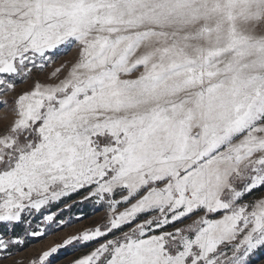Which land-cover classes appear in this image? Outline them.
<instances>
[{
  "label": "snow or ice",
  "instance_id": "1",
  "mask_svg": "<svg viewBox=\"0 0 264 264\" xmlns=\"http://www.w3.org/2000/svg\"><path fill=\"white\" fill-rule=\"evenodd\" d=\"M258 190L264 0H0V259L264 264Z\"/></svg>",
  "mask_w": 264,
  "mask_h": 264
},
{
  "label": "rangeland",
  "instance_id": "2",
  "mask_svg": "<svg viewBox=\"0 0 264 264\" xmlns=\"http://www.w3.org/2000/svg\"><path fill=\"white\" fill-rule=\"evenodd\" d=\"M75 57L76 51L73 48L60 50L53 57L54 63L46 68L44 73L38 74L39 78L44 79L45 73L52 71L54 68L59 67L60 64L66 61H72ZM27 86V84H22L19 87L20 89H23ZM80 195H83V193H81ZM80 195L74 194L72 196V200L68 201V203H71L72 201H79ZM261 196H264V190L254 191L251 195L248 196V200H255ZM59 207L63 208V204L59 205ZM81 214L83 215V218L77 220L76 217ZM103 215V210H95L92 204H75L70 211L65 210L63 214V218L65 220H70V226H65L62 230L59 231L54 230L51 234H48L42 239L29 238L23 250L15 252L14 255H11L6 259H0V264H13V261H20L21 264H28V261L40 250L47 249L48 247L53 246L57 243H61L65 237L75 234L80 229L86 226L95 225L101 220ZM17 231H20V229H17ZM84 251H86V249ZM81 254V251L75 250L72 247L63 249L58 254L55 264H70L72 259Z\"/></svg>",
  "mask_w": 264,
  "mask_h": 264
}]
</instances>
